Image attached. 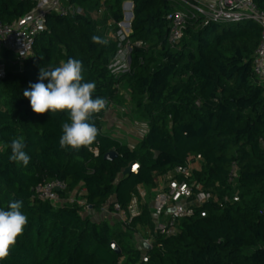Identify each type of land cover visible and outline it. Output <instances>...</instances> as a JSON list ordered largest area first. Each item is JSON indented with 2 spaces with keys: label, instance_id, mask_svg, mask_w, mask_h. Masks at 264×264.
<instances>
[{
  "label": "trees",
  "instance_id": "trees-1",
  "mask_svg": "<svg viewBox=\"0 0 264 264\" xmlns=\"http://www.w3.org/2000/svg\"><path fill=\"white\" fill-rule=\"evenodd\" d=\"M128 1L132 19L124 72L114 74L109 68L118 46L107 26L110 20H122L124 0H105L101 22L90 16L96 0H71L82 10L49 14L46 29L34 39L32 56L15 60L0 75V208L22 200L28 219L0 264H264V86L255 82L251 68L259 25L216 23L199 16L186 21L181 39L171 47L165 15L174 4ZM253 1L264 10V0ZM33 5L0 0V21L11 22ZM93 35L107 45L92 43ZM10 55L0 49V61ZM69 58L82 62L85 82H95L93 96L108 101L90 121L99 130L95 141L79 151L59 147L68 113L36 114L23 96L38 81L41 68L49 70ZM121 87L128 90L136 119L146 125L134 146L100 131ZM15 138L25 144L27 166L10 159ZM109 151L116 157L105 160ZM196 160L198 168L189 180L194 190L208 191L211 198L192 205L176 222L174 234L154 233L148 208L153 189L164 174ZM131 162L138 164L137 172L122 175ZM53 179L66 184L58 192L60 200L72 194L77 198L83 188L79 198L92 210L107 206L112 211L114 203L126 210L138 189L145 197L138 201L139 214L118 227L92 220L76 203L37 198L34 188ZM141 226L151 229L144 252L132 241ZM112 241L119 253L111 248Z\"/></svg>",
  "mask_w": 264,
  "mask_h": 264
},
{
  "label": "built area",
  "instance_id": "built-area-1",
  "mask_svg": "<svg viewBox=\"0 0 264 264\" xmlns=\"http://www.w3.org/2000/svg\"><path fill=\"white\" fill-rule=\"evenodd\" d=\"M34 5L26 14L4 23L0 21V48L14 55L15 60H21L32 56V45L35 37L46 29L45 20L49 14L66 15L79 12L82 8L76 6L71 0H27ZM96 14L101 16L105 12V0H96ZM174 8L165 15L169 24L167 41L174 47L181 39L183 28L188 19L203 17L216 23H239L254 21L260 27V38L255 48L251 68L255 82L264 86V10L257 7L253 0H170ZM128 2V1H127ZM122 4L123 17L120 22L109 21L108 36L117 42L118 50L129 49L130 42L127 36L130 33L128 13L130 7ZM135 46L142 45L141 41H135ZM114 57V58H115ZM138 126V122L133 123ZM96 153V151L94 150ZM189 161L176 166L172 171L162 176L151 195V215L153 217V232L161 236H168L176 232V222L192 205H201L211 198V193L202 189H193L189 178L192 170L198 168V163ZM236 166L233 164L230 174H235ZM178 177L179 179L175 178ZM66 184L59 179H53L38 184L35 188L36 197L53 204L66 202L83 206L87 211L88 206L79 198L82 194L70 195L65 200H60L58 192L63 191ZM145 192L138 189L137 195L132 196L126 210H122L114 203L112 212L118 214L121 221L129 222L133 216L139 214L138 201L144 199ZM236 200V197L233 198ZM200 216L204 213L200 212ZM148 244V242H147Z\"/></svg>",
  "mask_w": 264,
  "mask_h": 264
},
{
  "label": "clouds",
  "instance_id": "clouds-1",
  "mask_svg": "<svg viewBox=\"0 0 264 264\" xmlns=\"http://www.w3.org/2000/svg\"><path fill=\"white\" fill-rule=\"evenodd\" d=\"M90 39L94 44L108 43L98 35H93ZM82 72V62L69 58L67 62L49 70L41 68L38 81L31 83L29 89L23 92L36 114L68 113L69 122L62 125V135L59 138L61 149L79 151L90 146L99 133L95 124L90 121L94 114L105 110L108 104L105 98L93 96L96 84L85 82ZM46 80L47 83L44 82ZM24 149L22 138L13 139L10 159L27 166L30 157ZM22 207V200H13L8 203L7 210L0 208V260L7 258L27 225L28 219L21 211Z\"/></svg>",
  "mask_w": 264,
  "mask_h": 264
},
{
  "label": "crops",
  "instance_id": "crops-1",
  "mask_svg": "<svg viewBox=\"0 0 264 264\" xmlns=\"http://www.w3.org/2000/svg\"><path fill=\"white\" fill-rule=\"evenodd\" d=\"M123 99L127 100L129 103L128 90L124 89L122 87L119 89V100L110 105V107L108 108V110L106 111V113L104 114V116L102 118L100 131L102 133H106L109 136L117 139L121 143H125V144H129L131 146H134L140 141L142 135L145 133L146 125L144 123L142 125V121L134 119L132 121H133V123L138 122V126H137L138 128L132 127L129 124V121H127L128 120L127 119V120H125V123L123 124L124 127L127 129V131H125V133H124V131H120V129L117 128V127H119V126H117V125H119V123L117 122L118 115L120 114V111H121V106H120L119 102ZM105 120H107V123ZM103 122H105V123H103ZM195 163H197V160L193 164H195ZM78 193L83 195L85 193V190L83 188H80L78 190ZM143 201H144L143 199H140L139 203L141 204V203H143ZM148 208L150 209V212H151V198L148 201ZM138 211L140 212V207H138ZM84 214L89 216L92 220H106L110 224L116 225L118 227L120 226V223H122L118 214H115L114 212L110 211L107 208V206H103L102 208H100L98 210L88 209ZM137 229H138V231L132 234V241L134 242L135 247L141 249L140 246H138V243L141 242L142 239L144 241H147V242L150 240L151 229L149 230L146 227L142 228V226L138 227ZM143 246H144V244H143ZM141 247H142V242H141Z\"/></svg>",
  "mask_w": 264,
  "mask_h": 264
},
{
  "label": "rangeland",
  "instance_id": "rangeland-1",
  "mask_svg": "<svg viewBox=\"0 0 264 264\" xmlns=\"http://www.w3.org/2000/svg\"><path fill=\"white\" fill-rule=\"evenodd\" d=\"M124 2H127V0H124ZM90 16H91V18H93V19H95L97 21H100V19H101V17H99V15L96 14V12H95V10H93V8L90 9ZM100 22H98V24L101 26ZM128 50L129 49L127 47L122 48L121 52L111 62L109 68L112 70V73L118 74L120 72H124L125 71V69L127 67V57L126 56H127ZM10 54L12 55V53H10ZM11 55L8 56V59L10 58L9 60H7V61H0V75L2 74L3 70L5 69V66L8 67V66H15L16 65L14 56L13 55L11 56ZM123 88L125 89V87H123ZM119 104L121 106V111H120V114L118 115L117 122L119 123V125H117V126H119V127H117V128H119L120 131H124V133H125V131H127V129L123 125L125 123V120L128 119L127 121H129V124L132 127H136V126L133 125V121H132V120L136 119V117H135L136 116L135 115V109L125 99L121 100L119 102ZM105 121L107 123V120H105ZM103 123H105V122H103ZM143 123L144 122L142 121V125H143ZM141 242H142V247H141ZM141 242L138 243V246H140V248L144 252L145 247L143 246V244H145V243L147 244V241H144L142 239Z\"/></svg>",
  "mask_w": 264,
  "mask_h": 264
},
{
  "label": "water",
  "instance_id": "water-1",
  "mask_svg": "<svg viewBox=\"0 0 264 264\" xmlns=\"http://www.w3.org/2000/svg\"><path fill=\"white\" fill-rule=\"evenodd\" d=\"M127 6L130 7V12L128 13V17H129V20L131 21L132 19V3L129 1L126 3ZM129 21V23H130ZM129 58H127V62H128ZM116 157V153L114 151H109V152H106L103 156V158L105 160H112ZM138 170V164L136 162H131L127 167H125L123 170H122V175H130V174H134L136 173ZM110 246L111 248L114 250L115 253H119L120 252V249L118 248V246L115 244V242H110ZM145 247L148 246V244H144Z\"/></svg>",
  "mask_w": 264,
  "mask_h": 264
}]
</instances>
